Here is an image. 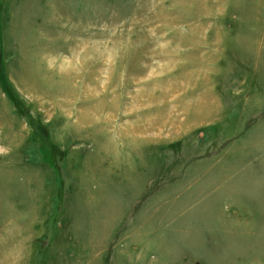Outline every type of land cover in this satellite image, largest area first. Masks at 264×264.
Masks as SVG:
<instances>
[{"label": "rangeland", "instance_id": "1", "mask_svg": "<svg viewBox=\"0 0 264 264\" xmlns=\"http://www.w3.org/2000/svg\"><path fill=\"white\" fill-rule=\"evenodd\" d=\"M0 264H264V0H0Z\"/></svg>", "mask_w": 264, "mask_h": 264}]
</instances>
